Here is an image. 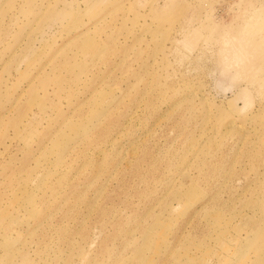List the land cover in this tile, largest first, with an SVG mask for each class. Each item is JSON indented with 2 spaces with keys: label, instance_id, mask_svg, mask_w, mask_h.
Masks as SVG:
<instances>
[{
  "label": "rangeland",
  "instance_id": "obj_1",
  "mask_svg": "<svg viewBox=\"0 0 264 264\" xmlns=\"http://www.w3.org/2000/svg\"><path fill=\"white\" fill-rule=\"evenodd\" d=\"M0 264H264V0H0Z\"/></svg>",
  "mask_w": 264,
  "mask_h": 264
},
{
  "label": "bare ground",
  "instance_id": "obj_2",
  "mask_svg": "<svg viewBox=\"0 0 264 264\" xmlns=\"http://www.w3.org/2000/svg\"><path fill=\"white\" fill-rule=\"evenodd\" d=\"M257 234L252 239V242H254V243H260V239L262 238L260 234H258V235Z\"/></svg>",
  "mask_w": 264,
  "mask_h": 264
}]
</instances>
